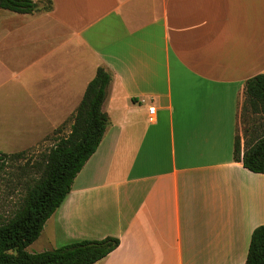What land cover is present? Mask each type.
<instances>
[{"label":"crops","instance_id":"0c3cea01","mask_svg":"<svg viewBox=\"0 0 264 264\" xmlns=\"http://www.w3.org/2000/svg\"><path fill=\"white\" fill-rule=\"evenodd\" d=\"M50 1L0 9V109L70 126L102 67L108 125L26 251L115 237L92 264H244L264 174L233 149L244 84L264 74V0Z\"/></svg>","mask_w":264,"mask_h":264},{"label":"trees","instance_id":"16d2710c","mask_svg":"<svg viewBox=\"0 0 264 264\" xmlns=\"http://www.w3.org/2000/svg\"><path fill=\"white\" fill-rule=\"evenodd\" d=\"M44 2L43 7H38V0H0V9L20 14L50 11L51 1ZM110 82V73L98 67L72 115L68 134L49 148L40 163L33 165L36 177L27 186L12 215L0 223V264H92L118 247L117 238L105 237L76 241L41 252L26 251L69 194L76 175L101 142L108 125L102 105ZM242 106L251 115H264V74L246 80ZM250 133L253 136L257 131L252 128ZM243 148L240 151L234 142L233 159L251 172L264 174V133L256 140H245ZM21 154L0 152V175L8 161ZM244 264H264L263 225L257 226L250 235Z\"/></svg>","mask_w":264,"mask_h":264},{"label":"rangeland","instance_id":"374dc122","mask_svg":"<svg viewBox=\"0 0 264 264\" xmlns=\"http://www.w3.org/2000/svg\"><path fill=\"white\" fill-rule=\"evenodd\" d=\"M242 102L243 100L239 102L237 109L235 136L240 151L244 149L245 140H256L264 133V115H251L242 106ZM37 111L39 110L24 107L0 109V152L22 153L18 158L8 161L0 175V223L12 215L27 186L36 177L33 165L40 163L49 148L69 132L68 123L59 124L50 131L53 125L36 122L42 120L40 117H28L29 113ZM252 128L257 131L253 136L250 133ZM58 242L56 248L63 246ZM47 248L46 240H38L30 250L41 252Z\"/></svg>","mask_w":264,"mask_h":264},{"label":"built area","instance_id":"2783aa9c","mask_svg":"<svg viewBox=\"0 0 264 264\" xmlns=\"http://www.w3.org/2000/svg\"><path fill=\"white\" fill-rule=\"evenodd\" d=\"M154 112H155V108H154L153 106H150V107L148 108V113H149V115H153Z\"/></svg>","mask_w":264,"mask_h":264}]
</instances>
